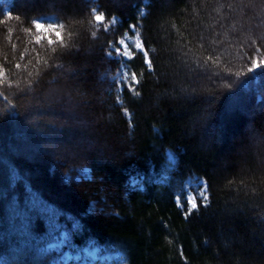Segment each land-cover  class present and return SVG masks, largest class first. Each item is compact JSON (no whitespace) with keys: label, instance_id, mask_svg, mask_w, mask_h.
Here are the masks:
<instances>
[{"label":"trees","instance_id":"16d2710c","mask_svg":"<svg viewBox=\"0 0 264 264\" xmlns=\"http://www.w3.org/2000/svg\"><path fill=\"white\" fill-rule=\"evenodd\" d=\"M0 12V264H61L88 245L123 264H264V70L247 71L264 56V0ZM42 17L62 42L36 43L56 41L35 29ZM125 35L151 70L143 52L116 55ZM198 181L208 200L186 216Z\"/></svg>","mask_w":264,"mask_h":264},{"label":"rangeland","instance_id":"374dc122","mask_svg":"<svg viewBox=\"0 0 264 264\" xmlns=\"http://www.w3.org/2000/svg\"><path fill=\"white\" fill-rule=\"evenodd\" d=\"M34 21L41 23L55 22L53 18H43V17L37 18ZM42 34H46V33H42ZM125 38H127L126 42L128 43V49L131 50V52L132 50L136 51V49L134 48V44L135 41L139 39L138 36L125 35L123 39ZM119 48L121 53L126 51L123 45L119 44ZM117 56L122 58L123 60L126 61L129 60V58L126 56H122V55H117ZM258 70L259 69H257L254 73H252L253 79L256 77V73L259 72ZM129 78L131 79L130 83H132V77L128 74L127 71L122 70L121 75L118 77V81L122 80L121 82L127 83L129 81ZM245 94H248L247 90L244 91V95ZM171 157L172 156L170 155L169 156L170 161H171ZM86 172L87 171L84 170L80 174H85ZM202 192H205V185L201 181L194 182L191 184V188L187 190V199L189 197H195V198L198 197L201 199ZM60 244H61L60 242L52 243L48 245L47 248H56V247L58 248L60 247ZM60 263L61 264H116V263L123 264V259L120 253H111V252L104 253L103 251H101L99 247L88 245L87 247L82 249L79 253L73 254L70 252H65L60 258Z\"/></svg>","mask_w":264,"mask_h":264},{"label":"snow or ice","instance_id":"6c2138e0","mask_svg":"<svg viewBox=\"0 0 264 264\" xmlns=\"http://www.w3.org/2000/svg\"><path fill=\"white\" fill-rule=\"evenodd\" d=\"M0 14H2V12H0ZM105 17L103 14H99V15H94L93 16V20L96 21L97 24H100L104 21ZM34 23V27L37 30V32H42V33H54L56 36V41H53L52 39L48 38L47 36H37L36 37V43H40L42 39H47V43L48 45H53L55 42H62V37H61V33L59 31H56V29L58 27H63L62 25H58L55 22H46V23H41V22H33ZM130 29H135L136 26L135 25H131L129 26ZM127 38L122 39L120 41H118L117 43L120 45H123L124 48L126 49V51H124L123 53H121L120 48L119 47H115V52L117 53V55H122V56H126L129 59L132 58V55H134V53H131V50L128 49V43L126 42ZM134 48L136 49L137 52H143V57H144V63H146L149 67V69L151 70L152 68V62L149 59V54L148 52L144 49V46L142 44V42L137 39L135 41L134 44ZM260 49L257 48L256 52H259ZM21 59H23V56H21ZM209 59H212V57H209ZM16 67H20L19 64L16 65ZM257 69H261L264 70V56H261L259 59L256 58H251V67H249L247 69V71L249 73H254ZM240 75V74H237ZM4 76V72L2 69H0V77ZM3 81H0V83H2ZM139 81L136 79V75L133 73L132 75V83H138ZM23 91V90H22ZM138 94V93H137ZM0 97H3L4 99H7L6 97L3 96V93H0ZM201 198H202V202L203 201H207L208 200V195L206 194V189L205 192L201 193ZM177 203L179 204L180 207H184V204H182L180 202V197H177ZM187 204L190 206L188 212L186 213L187 215H190L192 210H195L198 208L197 203L195 202V197H189L187 199ZM205 207L207 206L206 204L204 205Z\"/></svg>","mask_w":264,"mask_h":264},{"label":"bare ground","instance_id":"6f19581e","mask_svg":"<svg viewBox=\"0 0 264 264\" xmlns=\"http://www.w3.org/2000/svg\"><path fill=\"white\" fill-rule=\"evenodd\" d=\"M196 181H197V180H196ZM189 187H190V186H189ZM107 250H108V249H107ZM105 252H106V251H105ZM105 252H104V253H105Z\"/></svg>","mask_w":264,"mask_h":264}]
</instances>
